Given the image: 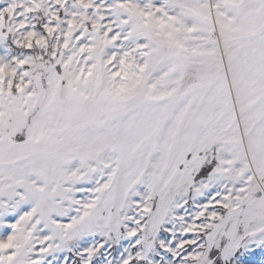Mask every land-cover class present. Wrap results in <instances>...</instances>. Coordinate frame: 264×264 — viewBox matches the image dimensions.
I'll list each match as a JSON object with an SVG mask.
<instances>
[{"label":"snow or ice","instance_id":"snow-or-ice-1","mask_svg":"<svg viewBox=\"0 0 264 264\" xmlns=\"http://www.w3.org/2000/svg\"><path fill=\"white\" fill-rule=\"evenodd\" d=\"M0 264H264V0H0Z\"/></svg>","mask_w":264,"mask_h":264}]
</instances>
